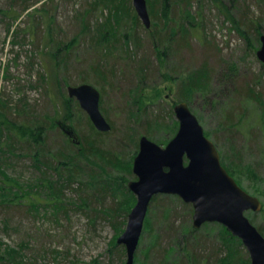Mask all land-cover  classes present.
<instances>
[{"label":"rangeland","instance_id":"rangeland-1","mask_svg":"<svg viewBox=\"0 0 264 264\" xmlns=\"http://www.w3.org/2000/svg\"><path fill=\"white\" fill-rule=\"evenodd\" d=\"M186 2L171 4L165 28L162 0H146L158 35H173L161 59L149 39L154 26L135 24L132 0H0V252H19L0 264H125L117 238L136 195L114 187L128 189L136 176L132 165L128 173L116 160L133 162L142 135L164 146L177 131L173 108L181 101L234 179L261 201L260 210L245 214L264 232V63L256 55L264 0H188L194 19L183 12ZM203 66L208 83L190 95L180 79ZM80 83L100 92L111 129L99 137L67 94L68 85ZM31 121L45 126L47 152L19 131ZM8 176L18 184L10 186ZM48 180L56 188L66 182L59 209L53 194L47 202ZM192 213L179 196L156 195L133 264H221L233 248L240 256L226 264H250L242 242L239 248L222 224L194 228Z\"/></svg>","mask_w":264,"mask_h":264},{"label":"water","instance_id":"water-1","mask_svg":"<svg viewBox=\"0 0 264 264\" xmlns=\"http://www.w3.org/2000/svg\"><path fill=\"white\" fill-rule=\"evenodd\" d=\"M132 4L143 25L149 28L151 20L146 0H132ZM259 40L256 55L264 63V33L260 34ZM67 94L77 100L97 130L111 129L99 109L97 88L89 83L68 85ZM173 110L178 128L164 146L145 135L139 138L138 151L132 162L136 178L128 182L136 202L117 238V242L125 246V264L134 263L148 206L158 194H174L190 203L194 228L206 222L222 224L241 240L249 253L250 264H264V235L245 214L248 210H260L261 201L243 189L222 165L215 144L205 135L188 104L181 101Z\"/></svg>","mask_w":264,"mask_h":264},{"label":"trees","instance_id":"trees-1","mask_svg":"<svg viewBox=\"0 0 264 264\" xmlns=\"http://www.w3.org/2000/svg\"><path fill=\"white\" fill-rule=\"evenodd\" d=\"M176 1L177 0H162V10H161V17L159 18V19H161V21L163 20V22H162V25L165 27V28H170L171 26L169 25V24H167L166 22H164V21H166V20H169L170 19V16H171V10L173 9H171V4L174 2V3H176ZM148 3H149V1H148ZM177 4V3H176ZM175 4V5H176ZM184 5H185V7H184V9H183V12L184 13H187V14H185V16L186 17H193V19H194V16H192L191 15V13H190V11H189V9H188V5H189V3H188V0H187V2L186 3H184ZM151 15V14H150ZM152 19H156V18H154V17H152ZM151 19V25H153L154 26V29H155V31L151 34V37L149 38L150 39V42H151V44L153 45V48L158 52V56L161 58V59H163L164 58V56L166 55V50L165 49H163V45H165V40H167V43H171V41H172V37H173V35L171 34V36H169V37H166L165 38V35H163V37H161V36H159L158 35V33H157V30H156V24L154 25V21ZM137 21H135V24H137L138 25V27H139V25H140V27L142 26V27H144L143 25H142V23H141V21H140V19L139 18H137L136 19ZM151 25H150V27H151ZM112 28V30H113V27H111ZM145 29H146V27H144ZM95 29H102V28H100L99 26H96L95 27ZM148 30L150 29V28H147ZM96 31V30H95ZM177 32V31H176ZM157 33V34H156ZM96 34H97V32H96ZM165 34H167V35H170V32H165ZM182 34L183 33H181L180 34V36H182ZM184 35V34H183ZM95 37V36H94ZM93 37V38H94ZM97 37V38H96ZM95 38L98 40L99 39V36H96ZM171 37V38H170ZM107 38V36H106V33H105V37L104 38H102V41H104L105 39ZM125 39L128 41V37H126L125 36ZM96 40V41H97ZM171 40V41H170ZM180 40H183V39H181V38H179L178 40H176V43H180ZM74 40H71V41H69L68 43H66L64 46H66L67 48L69 47H71V44H72V42H73ZM107 41V40H106ZM126 41V42H127ZM109 42H111V39H110V41ZM173 42H175V40L173 41ZM108 44V43H107ZM107 44H105V45H107ZM106 47V46H105ZM163 57V58H162ZM81 77L85 80L86 79V75L84 76L83 74L81 75ZM208 78H209V70H208V68H206L205 66H203V67H201V68H199V69H196V70H193V71H191V73L189 74V75H186V77H184V78H181L180 79V81L182 82L183 80H185V81H183V83H184V87H185V89H186V92H188V93H190V95H193V93H195V92H197L198 90H199V88L200 87H202V86H204V85H206L207 83H208ZM182 83V84H183ZM184 98H186V97H184ZM89 121H90V119H89ZM91 122V121H90ZM31 123H32V125H28V126H26V125H23V126H19L18 128H19V131L21 132V134H22V136H25V135H27V137H28V139L31 141V144H35V145H38V146H40V147H44V149H45V146L44 145H42V143L44 142V140L42 139V135L45 133L44 131H45V126H43V124L41 125V122H37L36 124H34L33 123V121H31ZM92 128V130H93V133L95 134V137L97 136V137H99V135L101 134L100 132L101 131H99V130H97V129H95V127L93 126V124H92V122L90 123V129ZM95 140V139H94ZM91 143H92V148L93 149H97L96 147H94L93 146V142L91 141ZM45 152H47L46 151V149L44 150ZM39 152V150H37V152L35 153V154H39L38 153ZM114 160V158H112L111 159V161H113ZM117 161V163H120L119 165H121V166H124L125 167V169H126V171L128 172V173H130V171H131V163H132V158H131V160H122V159H120V158H118V160H116ZM59 163H62V164H67V163H63L62 161H59ZM222 163V162H221ZM224 167L226 168V170L229 172V174H231V175H233V173H232V171L230 170V168H228L227 166H225L224 165ZM57 168H58V166H57ZM58 172V174H59V179L61 180V179H65L64 181H66V178H63V176H62V174L59 172V170L57 171ZM253 172V175L255 174V172L254 171H252ZM9 177V176H8ZM62 177V178H61ZM73 176H72V174L71 173H69L68 174V179H69V181L70 180H72L73 178H72ZM7 182H9L10 181V186H14V185H17L18 184V182H17V180L16 179H11L10 177L9 178H6L5 179ZM123 181H125L126 182V179L125 178H123ZM237 181V183H239V181L238 180H236ZM48 185H46L47 186V188L49 189V192L46 194V199H47V202L49 201V195H54V197L50 200V201H53V204H54V206H56L57 207V209H59V208H61L62 207V200H60V198H59V195L61 194V188L62 187H65L66 186V182H64V183H62V184H59L58 183V186L60 187V188H56L55 187V185L51 182V181H49L48 180ZM121 182H119V184H120ZM124 183V182H123ZM124 186V188H125V190H124V192H126V193H123L125 196H132V193H131V191L129 190V189H127V187L125 186V185H122L121 184V187L120 186H118L117 187V185H116V188L114 187V189H115V191L116 190H118L119 188H121L122 189V187ZM20 187V186H19ZM108 187H110V186H108ZM20 189H21V187H20ZM32 190V189H31ZM55 191H58V192H60L59 194H58V192H55ZM17 194L15 195V196H18V192H16ZM9 201H11V199H9V198H7ZM156 199V195L153 197V200H155ZM13 201V200H12ZM121 201H119V203H120ZM0 203H2L3 205H4V201L3 202H0ZM34 205V207H35V204H33ZM118 206H119V204H118ZM36 208V207H35ZM147 224H149V222H147ZM256 227L260 230V232L264 235V232H263V229H262V227L261 226H258V225H256ZM222 230L225 232V234H227L230 238H232V239H234L237 243H236V245H238L239 246V248L241 247V241L238 239V238H236L235 236H232L227 230H226V228L223 226L222 227ZM236 252H238V250H237V248H233V250H232V252H230L229 251V253H228V255L227 256H225V257H222L221 258V260H220V263L221 264H226V263H231L232 261H230L229 260V257L231 256H234L235 258L236 257H239L240 255H238V254H236ZM17 253H19L18 252V250L17 249H15V248H11V247H5L4 249H3V252L1 253L0 252V263L2 262V261H4V259H12L13 258V255H16ZM5 255V256H4ZM239 262V261H238ZM6 263V262H5ZM234 263V262H233Z\"/></svg>","mask_w":264,"mask_h":264},{"label":"bare ground","instance_id":"bare-ground-1","mask_svg":"<svg viewBox=\"0 0 264 264\" xmlns=\"http://www.w3.org/2000/svg\"><path fill=\"white\" fill-rule=\"evenodd\" d=\"M193 16V15H192ZM180 33V32H179ZM183 35V34H182ZM187 35V34H186ZM180 36V35H179ZM138 39V38H137ZM144 39V38H143ZM187 43V42H186ZM13 49V48H12ZM12 52V51H11ZM24 55V54H23ZM35 61V60H34ZM236 66V65H235ZM238 74V73H237ZM6 76V75H5ZM163 76V75H162ZM3 77V76H2ZM129 77V76H128ZM44 80V79H43ZM242 83V82H241ZM223 84V83H222ZM7 88V87H6ZM13 153V152H12ZM78 175V174H77ZM92 178V177H91ZM76 179V178H75ZM94 181V180H93ZM87 184V183H86ZM87 197V196H86ZM82 199V198H81ZM197 248V247H196ZM192 250V249H191ZM194 252V251H193ZM192 252V253H193ZM240 255V254H239ZM195 258V257H194ZM236 263V262H235ZM218 264V263H217Z\"/></svg>","mask_w":264,"mask_h":264}]
</instances>
